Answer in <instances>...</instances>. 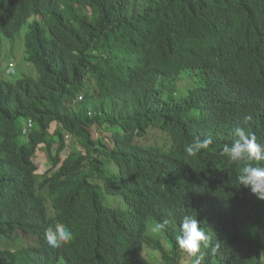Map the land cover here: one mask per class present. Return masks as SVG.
Returning a JSON list of instances; mask_svg holds the SVG:
<instances>
[{
	"label": "trees",
	"instance_id": "obj_1",
	"mask_svg": "<svg viewBox=\"0 0 264 264\" xmlns=\"http://www.w3.org/2000/svg\"><path fill=\"white\" fill-rule=\"evenodd\" d=\"M23 29L33 69L0 78V264H184L188 215L202 264H264V200L220 154L236 127L264 144V0H0V62ZM56 224L73 235L52 249Z\"/></svg>",
	"mask_w": 264,
	"mask_h": 264
},
{
	"label": "clouds",
	"instance_id": "obj_2",
	"mask_svg": "<svg viewBox=\"0 0 264 264\" xmlns=\"http://www.w3.org/2000/svg\"><path fill=\"white\" fill-rule=\"evenodd\" d=\"M13 67L8 68L9 73H12ZM233 135L237 139L231 145H225L220 154L226 156L229 163L244 162L237 176L239 185L249 188L258 199L264 200V166H258L259 162L264 161V144L257 143L256 137L246 134L241 127L234 128ZM212 143L211 137L203 139L196 137L185 148V153L189 157H194L201 150L209 149ZM253 161L256 165L252 163ZM72 235V231L66 225L56 224L54 228L47 231L46 241L52 249H57L69 243ZM210 241V235L200 226L197 217L188 215L182 219L176 242L179 249L193 258L192 264H202L208 255V251L205 250L209 249ZM210 251L216 254L219 251V244L212 246Z\"/></svg>",
	"mask_w": 264,
	"mask_h": 264
},
{
	"label": "rangeland",
	"instance_id": "obj_3",
	"mask_svg": "<svg viewBox=\"0 0 264 264\" xmlns=\"http://www.w3.org/2000/svg\"><path fill=\"white\" fill-rule=\"evenodd\" d=\"M26 33V29H23L19 33V38L16 42L7 43L8 39H3L2 44V60L0 62V78L6 80H15L22 77L23 70L24 72L28 71V67H33L26 63L23 60V37ZM14 66L12 68V73L8 72V68ZM34 72V71H33ZM35 75V72L32 76ZM181 86L183 83H180ZM53 125L50 128V131L53 129ZM24 132H26V127H23ZM164 133L157 131L156 138H164ZM66 149L65 152L62 153V157L68 152V144L69 138L66 136ZM169 144V142H168ZM34 161L38 165V173H45L50 166L49 160L47 158V153L44 148L37 149V153L35 155ZM262 241H264V237H260ZM139 261L136 264H161L159 260V256L157 252H153L148 248H143L139 253ZM181 260L184 264H192L193 258L189 257L185 252L181 254Z\"/></svg>",
	"mask_w": 264,
	"mask_h": 264
},
{
	"label": "built area",
	"instance_id": "obj_4",
	"mask_svg": "<svg viewBox=\"0 0 264 264\" xmlns=\"http://www.w3.org/2000/svg\"><path fill=\"white\" fill-rule=\"evenodd\" d=\"M31 125H32V122L29 121V122L27 123V128H26V129H30Z\"/></svg>",
	"mask_w": 264,
	"mask_h": 264
}]
</instances>
